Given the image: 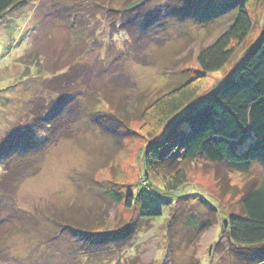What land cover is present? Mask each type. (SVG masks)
I'll list each match as a JSON object with an SVG mask.
<instances>
[{"label":"rangeland","instance_id":"374dc122","mask_svg":"<svg viewBox=\"0 0 264 264\" xmlns=\"http://www.w3.org/2000/svg\"><path fill=\"white\" fill-rule=\"evenodd\" d=\"M209 2L214 8L192 0H29L0 19V144L25 126L35 138H25L24 153L0 150V264H240L226 230L241 195L220 197L248 176L230 180L202 160L169 194L144 169L165 129L150 138L155 120L138 121L151 101L198 77L197 54L233 23L231 0ZM248 13L256 28L242 53L263 34V5ZM238 64L202 75L193 109ZM124 107L139 116L124 121ZM34 111L56 112V124H35ZM249 175L264 181V168ZM109 190L133 195L134 206L115 204ZM145 206L162 216L142 219ZM81 215L103 223L98 237L66 224L85 223Z\"/></svg>","mask_w":264,"mask_h":264},{"label":"trees","instance_id":"16d2710c","mask_svg":"<svg viewBox=\"0 0 264 264\" xmlns=\"http://www.w3.org/2000/svg\"><path fill=\"white\" fill-rule=\"evenodd\" d=\"M26 1L29 0H0V19ZM209 1L211 0H192L205 6V9L214 8L213 2ZM231 1L232 8L236 10L233 23L213 44L201 49L197 54L195 60L199 68L198 77L189 78L186 83L151 101L139 114L138 121L151 124L155 120V124H151L153 130L149 133L150 138L156 137L165 129L163 139L145 152L144 169L147 179L163 180L167 193L172 194L185 187L189 182V167L201 164L202 160L209 166L217 167V170L221 168L230 180L232 174L248 176V181L242 189L234 185L230 186V192H225L223 187L220 198L232 195L231 192L241 195L237 203L238 208L234 211L230 208L229 227L226 230L228 240L236 248L240 264H261L264 262V181L249 174L254 165L264 168V23L263 34L258 41L250 44L243 53L237 48L248 41L256 28L254 19L248 13V7L252 3L264 7V0ZM126 30L129 32V27ZM239 61L236 70L205 101L193 109L192 106L198 101L201 92V76L219 72ZM149 109L155 112V116L150 117ZM186 109L188 110L184 112ZM123 112L124 121L132 116H139L127 111L125 107ZM33 113L34 123H41L46 130L52 129L56 124L53 120L56 118V112L45 116L35 111ZM39 118H43L44 122ZM31 130L32 127L25 126L8 134L2 139L0 150L9 152V155H14L20 150L22 153L29 150L30 148L25 147V138H31ZM112 133L118 135L115 130ZM30 138L28 141L35 139ZM106 196L115 204L124 203L128 208H132L137 199L118 190L106 191ZM4 208L0 197V218ZM213 210L212 208L211 211ZM161 216L160 208L149 206L143 207L140 214V217L146 220L158 219ZM81 217L84 220V216ZM65 219L71 230L88 238L94 235L98 237L95 232L100 230L95 227L103 225L101 221L98 224L88 218H85V223L82 224L72 222L69 218ZM3 222L4 219H0L1 226L4 225ZM207 224L208 222L203 223L197 228V233Z\"/></svg>","mask_w":264,"mask_h":264}]
</instances>
